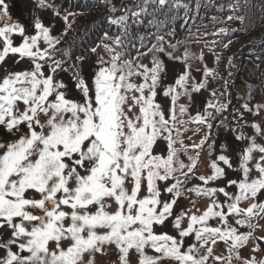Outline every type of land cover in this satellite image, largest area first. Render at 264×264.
<instances>
[{
	"label": "snow or ice",
	"instance_id": "1",
	"mask_svg": "<svg viewBox=\"0 0 264 264\" xmlns=\"http://www.w3.org/2000/svg\"><path fill=\"white\" fill-rule=\"evenodd\" d=\"M170 2L182 6L178 0H137L117 8L104 0L107 23L120 31L103 33L108 59L98 57L86 76L56 58L61 40L55 25L17 20L0 0V264H95L97 254L111 249L114 264H264L241 251L251 245L252 253L264 252V236L256 235L264 219V117L245 120L252 134L236 135L241 145L230 154L221 145L209 161L210 174L197 176L206 145L212 156L214 112L226 106L209 101L193 116L178 101L191 103L206 81H195L188 52L185 70L164 85L167 69L158 54L165 53V37L157 35L150 47L144 36L141 47L129 40L131 24L142 22L148 5ZM38 6L55 7L47 0ZM70 15L63 17L66 25ZM149 56L151 66L141 60ZM77 59L82 64L85 58ZM9 60L28 67L13 68ZM69 70L77 96L58 78ZM203 75L214 74L205 68ZM158 96L168 98L167 111ZM241 107L253 116L264 112V104ZM238 119L244 120L243 112ZM188 124L208 130L199 143L184 144ZM192 180L200 183L189 186ZM190 193L210 202L201 210ZM183 199L192 207L177 211ZM169 224L175 235L160 230ZM221 243L227 255L215 254Z\"/></svg>",
	"mask_w": 264,
	"mask_h": 264
},
{
	"label": "trees",
	"instance_id": "2",
	"mask_svg": "<svg viewBox=\"0 0 264 264\" xmlns=\"http://www.w3.org/2000/svg\"><path fill=\"white\" fill-rule=\"evenodd\" d=\"M134 1L112 0L117 8L127 3L132 6ZM47 2L55 6L47 8L52 12L59 11L60 15L69 12L75 14L70 15L71 29L67 30V38L61 37L64 41L59 44L56 52V58L65 61L66 67L75 64L83 70V64L95 58L98 50L105 52L101 43L103 33L107 31L110 35H115L120 31L107 23L109 13L106 11L104 0H47ZM178 2L182 5L179 8L173 6L171 2L163 8L154 4L148 5L147 13L141 17L142 22L139 25L131 24L129 40L136 47H141L139 37L144 36L146 39L143 44L150 47L156 42L157 35H163L165 53L158 54L160 59L163 62H172L173 54L177 55L182 73L186 67L182 60L187 51L190 57L187 64L191 67L195 81L196 64L205 63L200 46L204 45V48L211 52L208 56L212 59L214 75L203 76L201 82L206 81V89L193 93L191 103L186 97H181L178 103L182 104L183 101L188 103L185 105L193 116L196 115L192 112L196 94L208 95L210 101L226 106L224 110L214 112L215 119L211 121L214 126L208 139V143L213 145L218 130L222 128L230 132L240 127L247 130L244 126L245 120L248 121L249 116L250 120H254L251 114H247L248 117L245 115L241 106L244 103H249L250 106L258 105L256 96L264 95V0H178ZM229 16L233 19L228 20ZM222 28L226 30L227 35L219 34ZM229 40L231 43H228ZM226 43L228 47H224ZM170 44L176 47L171 48ZM94 47L95 53L91 51ZM141 50H146V47ZM130 52L135 55V48H130ZM78 57L85 58L82 64ZM141 60L151 66L150 56L142 57ZM175 79L171 78L170 81L174 83ZM241 89L248 92L246 97L242 96ZM213 92L215 96L212 95ZM240 112L244 113V120L238 119ZM184 119L187 120L188 117L185 116ZM186 127L188 130L183 133L186 145H191L189 143L193 139L194 141L203 139L208 131L204 126L197 124H188ZM176 147L180 148V145L177 144ZM206 151H209L207 145L200 152V159ZM192 154L195 155L194 152ZM181 158L187 160L183 154ZM200 165L201 160L199 168ZM193 184H197L196 180H192L189 186ZM240 230L247 231L244 228ZM256 235L259 236L257 230ZM221 245L222 243L219 247ZM250 246L241 250L242 255L249 254Z\"/></svg>",
	"mask_w": 264,
	"mask_h": 264
},
{
	"label": "rangeland",
	"instance_id": "3",
	"mask_svg": "<svg viewBox=\"0 0 264 264\" xmlns=\"http://www.w3.org/2000/svg\"><path fill=\"white\" fill-rule=\"evenodd\" d=\"M7 2L10 5L11 14L17 20H20L26 24H29V23H31L33 18H37V19H40L42 22H44L46 25H48V24L55 25L53 34L55 36H57L58 38H60L61 42L64 41V38H61V37H64V36L66 37V35L68 33L67 30L71 29L70 28L71 27L70 26L71 16H68V22L66 25L63 17L67 14L55 16L54 12H52L50 9L48 10L47 8L39 7L38 6L39 2L36 0H7ZM136 2H137V0L134 1V3H136ZM127 4L129 5V3H127ZM16 39L18 40V38H16ZM58 46L59 45H57V47ZM41 47H44V45L41 44ZM200 52L202 53V55H204L203 57H204L205 63L196 64V71L197 72L195 74V78H196L197 82L202 81L203 76H204L203 72H204L205 68L210 69V70H212L214 68L213 65H211L212 59L208 56L211 52L206 50V48H204V45L200 46ZM105 54L106 53L103 52V50H98V55L95 58H93L91 61L85 62L83 64V73L86 76L90 75L96 66V61H97L98 57H103L105 60L108 59V56ZM178 61H179V59H178L177 55L173 54L172 62H164V64L166 65V69H167V76L164 79V85L173 84V82L170 81V79L171 78H177L178 75L181 73V67L178 64ZM9 64L13 68H17V69L28 67L27 63H22L21 65H15L12 63L11 60H9ZM65 66H66V64H65ZM58 78L63 79L64 82L70 86V88L72 89V95L73 96L78 95V93H76L75 88L72 87V75H71L70 71L60 73ZM133 82L134 83H140V79L139 78H133ZM241 93H242V96L246 97V93H248V92H246L244 89L243 90L241 89ZM195 96L196 97H195L194 104L192 106V112L197 113V111L199 110L201 113H203L207 103L211 99L208 97V95L204 96V94H200V95L196 94ZM256 98H257V104H264V95H258V96H256ZM157 99L164 106L165 111H167L168 106H169L168 98H165L163 96H158ZM182 104L185 105L186 103L183 101ZM134 111H135V109H134ZM243 111H244V109H243ZM247 114H249V113L245 112V115H247ZM247 117H248V115H247ZM249 117H248L249 123L253 122L252 120L249 119ZM262 117H264V112H261V115L258 117L253 116V115L251 116V118H253V120L255 122H261ZM246 128H247V130L243 129L242 127L236 128L234 131H231V132L225 128L218 130L216 137L213 140L212 156H211V158L209 157V151L204 152L203 158L200 159L201 165H200L199 171H197V176L210 174L211 170L208 167L209 161H210V159H213V160L216 159L217 155L220 154L221 145H226L228 147L229 154L232 152L233 149L238 150L239 146L241 145V142L237 141L235 139L236 135L240 134V132H244L245 135H251L252 134V130L248 127H246ZM194 138H196L195 135H194ZM200 140L201 139H197L194 141V139H193V141L189 144L199 143ZM257 142L260 143L261 141L258 139ZM161 147H163V145H161ZM158 151H159V149H158ZM229 175H230V178H234V174L230 173ZM253 175H255V173H253ZM196 182H197V184L200 183L198 180H196ZM189 197H190L191 201L196 202V207L200 208L201 210H203L204 207L210 202L204 198L198 199L197 197H195L191 193L189 194ZM221 199H223V198H221ZM190 200L189 199L181 200L178 203L177 211L191 208L192 203L190 202ZM242 206L247 207V204H244ZM196 214L199 215L200 213L197 212ZM186 223L187 222L185 221V225H186ZM215 223L216 222H213L214 226H215ZM258 225H259L257 228L258 235L264 236V219L259 220ZM160 230L168 231L170 234L175 235V229H173L171 227V224H169V226L167 228L160 229ZM2 234H3L2 231H0V235H2ZM188 242L190 243L191 240H189ZM251 247L252 246H250L249 254L247 253V255L245 257H249L250 255H255L258 260L264 259V252L252 253ZM262 247H264V245H262ZM2 254H3L2 251H0V255H2ZM215 254L216 255H226V250H225V247L223 244L220 247L218 246L216 248ZM115 260H116L115 250L111 249L106 254H103V255L97 254L95 257V264H114ZM133 264H135L134 260H133Z\"/></svg>",
	"mask_w": 264,
	"mask_h": 264
}]
</instances>
